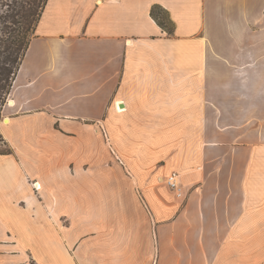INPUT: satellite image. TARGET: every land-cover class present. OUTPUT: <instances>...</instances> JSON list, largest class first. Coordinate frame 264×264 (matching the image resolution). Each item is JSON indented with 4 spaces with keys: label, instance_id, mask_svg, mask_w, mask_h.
I'll use <instances>...</instances> for the list:
<instances>
[{
    "label": "crops",
    "instance_id": "1",
    "mask_svg": "<svg viewBox=\"0 0 264 264\" xmlns=\"http://www.w3.org/2000/svg\"><path fill=\"white\" fill-rule=\"evenodd\" d=\"M2 119L0 264H264V0H49Z\"/></svg>",
    "mask_w": 264,
    "mask_h": 264
},
{
    "label": "trees",
    "instance_id": "2",
    "mask_svg": "<svg viewBox=\"0 0 264 264\" xmlns=\"http://www.w3.org/2000/svg\"><path fill=\"white\" fill-rule=\"evenodd\" d=\"M48 1L0 0V125L3 107ZM152 16L164 30L173 33L174 28L162 10L154 7Z\"/></svg>",
    "mask_w": 264,
    "mask_h": 264
},
{
    "label": "built area",
    "instance_id": "3",
    "mask_svg": "<svg viewBox=\"0 0 264 264\" xmlns=\"http://www.w3.org/2000/svg\"><path fill=\"white\" fill-rule=\"evenodd\" d=\"M119 110H123L118 107ZM161 182L167 184L177 195L178 198H182L184 195V189L182 187V183L180 181V174L177 172H173L172 174L161 179ZM36 186V185H35ZM38 188V187H37Z\"/></svg>",
    "mask_w": 264,
    "mask_h": 264
},
{
    "label": "rangeland",
    "instance_id": "4",
    "mask_svg": "<svg viewBox=\"0 0 264 264\" xmlns=\"http://www.w3.org/2000/svg\"><path fill=\"white\" fill-rule=\"evenodd\" d=\"M2 122H3V119H2ZM7 151H8V147L4 144L2 140V136H0V153L7 152Z\"/></svg>",
    "mask_w": 264,
    "mask_h": 264
},
{
    "label": "bare ground",
    "instance_id": "5",
    "mask_svg": "<svg viewBox=\"0 0 264 264\" xmlns=\"http://www.w3.org/2000/svg\"><path fill=\"white\" fill-rule=\"evenodd\" d=\"M12 104V103H11ZM10 122V120L7 118L5 119V124H8Z\"/></svg>",
    "mask_w": 264,
    "mask_h": 264
}]
</instances>
